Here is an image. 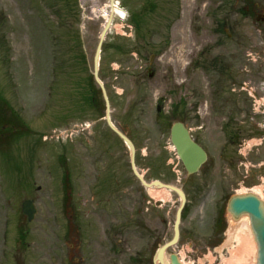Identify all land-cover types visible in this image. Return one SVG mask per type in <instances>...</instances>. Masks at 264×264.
<instances>
[{"label":"rangeland","instance_id":"obj_1","mask_svg":"<svg viewBox=\"0 0 264 264\" xmlns=\"http://www.w3.org/2000/svg\"><path fill=\"white\" fill-rule=\"evenodd\" d=\"M117 2L124 15L114 16L100 75L112 119L136 144L138 168L149 171L152 180L182 186L185 174L170 140L181 99L179 111H189L187 120L215 161L209 175L205 169L196 173L197 180L211 176L209 194L190 203L180 241L167 254L176 252L187 264H225L238 246L235 235L229 243L230 229L243 221V215L231 217L228 198L262 186L257 194L264 200V22L257 20L264 0ZM109 10V0H0V95L16 113L12 121L20 130L7 152L0 149V264L18 253V226H25L26 240L39 248L33 252L30 245L27 264L70 259L72 264H153L157 247L173 236L178 195L147 190L143 199L137 183L124 179L128 148L85 101ZM135 12L146 22L141 30L132 22ZM23 126L32 132L19 137ZM101 145L106 158L98 161ZM65 159L74 189L67 201ZM29 160L31 169L22 165L18 174V163ZM112 161L119 165L116 174L111 169V180L120 199L103 211L97 177ZM32 193L38 214L30 222L21 208ZM113 207L119 235L109 228L107 237ZM220 207L221 233L213 226ZM50 246L52 253L42 256Z\"/></svg>","mask_w":264,"mask_h":264},{"label":"water","instance_id":"obj_2","mask_svg":"<svg viewBox=\"0 0 264 264\" xmlns=\"http://www.w3.org/2000/svg\"><path fill=\"white\" fill-rule=\"evenodd\" d=\"M111 13L108 17V20L101 32L100 40L96 49L95 57H94V76L100 87L102 88L106 104H107V112L106 117L109 125L128 143L131 151V160L132 166L134 168L135 173L141 179L143 184L150 187L152 185H159L166 187L168 189L176 191L181 197V204L176 213V220L174 224V236L173 238L168 241L166 244L161 246L155 256L154 262L155 264H182L179 260V257L176 253L171 254V263L167 262L165 259V252L167 248L175 245L180 237V223L182 219V210L186 202V196L182 189L170 185L165 184L160 181H155L153 183H148L144 180V178L139 174L138 170L136 169L135 165V146L133 142L127 137L121 130H119L111 120L110 117V102L108 99L107 91L104 86V83L99 77V65H100V55L102 50V44L105 39L106 33L110 29L112 24L113 14H114V7L115 3L114 0H111ZM172 141L175 144L178 152L184 157L186 166L189 172H195L198 170L200 165L206 160V152L203 148L198 145L196 142L192 140L190 137L188 129L184 126L182 122H176L172 126L171 131ZM229 211L235 216L239 217L240 215L247 213L251 220V225L253 232L255 234L257 246H258V257H257V264H264V202L255 194L249 193L245 195H237L232 197L229 203ZM24 212L29 215V219L32 220L35 217L37 212L34 204L32 201H25L24 202ZM245 215V214H244Z\"/></svg>","mask_w":264,"mask_h":264},{"label":"flooded vegetation","instance_id":"obj_3","mask_svg":"<svg viewBox=\"0 0 264 264\" xmlns=\"http://www.w3.org/2000/svg\"><path fill=\"white\" fill-rule=\"evenodd\" d=\"M184 103H185L184 99H181L179 101V103H178V112H179L178 113V117H179V120H181V121H183L185 123V125L189 128L193 139L196 142H198L200 145H202L204 147V149L207 151L208 159L201 166V168H200V170L198 172H201L202 169L203 170L205 169L206 171H208L207 175H209L210 172L215 168V161H214V159H212V157H211V155L209 153V150L205 146L203 140L198 135L197 129L195 128L193 130L192 126L190 125L191 123L189 122V120H187V118L190 117L189 111L188 112L187 111L186 112H183V111L180 112L179 111L181 108H184ZM195 106H197V104ZM200 106H201V103L198 104V107H200ZM1 116L3 118H0V139L3 140L6 137L5 130L7 128V125L4 122L7 119L6 112L1 113ZM230 141L234 142L235 140L233 138ZM99 152H98L99 154L97 155L98 161L99 160H104L106 158V156H105V151H104L102 145L100 146ZM179 162L181 164V169L183 170V172L185 174L181 178L180 182L182 184V189L186 193L189 206L191 205L190 204L191 202L195 203V202H197V200L199 198H202L201 199L202 201L206 200V198H207V196L209 194V192H207V191L210 188V186L212 185L211 176L205 175L206 176L205 180H202V179L197 180L196 177H195V176H197V174L196 173L195 174H188L187 171L185 170L183 162L181 161L180 158H179ZM120 164H121V162H120ZM115 165L117 166V163L115 161H112L111 164H107L106 168L103 166L100 175L97 177V186H96L97 192H96V195H97V197L100 196L99 197L100 202H101L100 206L102 207L103 211H109L110 204H112L113 206H114V203H118L119 204V199L120 198L118 199V196L116 195L117 192H114V190H118V187L114 188L113 187L114 186L113 185V181L111 180V177H113V175H114V172H112L111 169L113 168L112 170L115 171V174H116V172L118 170L117 167H119V165H118L115 168ZM149 170H150V168H149ZM148 172L145 173L144 176H145L146 179L150 180V177L148 176ZM115 177L118 178V177H121V176L117 174V175H115ZM126 178L128 180L130 178L133 181V184H135L137 182L136 181V177L134 176V178H133L131 176V172L130 171L125 174L124 179H126ZM194 178L196 179V181H194ZM72 180H73L72 171L70 170V168H68V161H66V177H65V182H63L64 188L66 190V197H65L66 201L67 200H71L73 195H74V189H73ZM137 185H138V192L140 193V195L144 199L146 197L147 189H145L143 186L139 185L138 183H137ZM111 189H112V191L109 192ZM38 190H41V186L38 187ZM107 192H109V193L106 196L105 194ZM110 194L113 197H111ZM31 197L37 200V197H36L35 194L32 193ZM118 208H119V205H118ZM118 208H117V211H116L115 208L113 207L114 211L112 213V216H113L112 223L108 224V226H107L108 228L106 230V236L107 237H108V233H109V228L112 229L113 233H116V236L119 235V231L116 229V227H118V220H116L117 219L116 216L117 217L119 216ZM191 208L192 207H189L188 210H190ZM70 218L71 219L74 218L73 213L70 214ZM24 228H25V226H22L21 229H20V233H21L20 238L22 239V241H19V244L22 243L23 246L18 248V254H17L16 258H15L17 264H26L25 262H26V259H27L26 258L27 254L28 253L31 254L32 250H33V252H36V251H38L37 249H39V248L36 249L35 247H32V250H31L30 245L32 244V242L31 241L29 242V241L26 240L27 239V235H26L27 230H24ZM103 233H104V231H103ZM114 239H115V237H114ZM49 249L44 251V252H41L42 256H43V253H46V254L50 255L52 253V246H50ZM51 259H52V256H51ZM83 260H84V257H83ZM29 262H31V261H29Z\"/></svg>","mask_w":264,"mask_h":264},{"label":"bare ground","instance_id":"obj_4","mask_svg":"<svg viewBox=\"0 0 264 264\" xmlns=\"http://www.w3.org/2000/svg\"><path fill=\"white\" fill-rule=\"evenodd\" d=\"M116 14L121 16L124 15L123 9L116 3L115 7ZM165 188L153 187L151 188V193L156 196H164L168 191ZM262 186L254 188L255 193H260ZM230 241L232 243V237L235 235L238 240L237 249H233L231 252V258L226 260L225 264H257V243L254 237V233L251 228L249 215H243V221L240 223L239 227L232 225L230 229ZM166 260H169V257L166 256ZM181 262L184 264V260L180 258Z\"/></svg>","mask_w":264,"mask_h":264},{"label":"trees","instance_id":"obj_5","mask_svg":"<svg viewBox=\"0 0 264 264\" xmlns=\"http://www.w3.org/2000/svg\"><path fill=\"white\" fill-rule=\"evenodd\" d=\"M141 21V19H139ZM139 20H133L137 25H139ZM87 95L85 96L87 104L90 108L103 113L104 103L101 98V90L94 84L93 76H89ZM222 221V219H221Z\"/></svg>","mask_w":264,"mask_h":264}]
</instances>
